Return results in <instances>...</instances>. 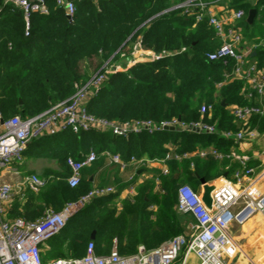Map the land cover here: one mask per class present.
<instances>
[{
	"label": "trees",
	"instance_id": "16d2710c",
	"mask_svg": "<svg viewBox=\"0 0 264 264\" xmlns=\"http://www.w3.org/2000/svg\"><path fill=\"white\" fill-rule=\"evenodd\" d=\"M183 1L87 0L79 3L68 18L54 0H48L47 13L31 12L29 33L25 34L23 9L0 0V126L16 115L32 117L68 101L77 90L76 84L87 82L108 59L110 64L131 59L139 41L145 49L172 54L155 61H137L110 73L98 94L87 101V112L109 121L178 118L186 123L203 121L216 128L212 133L166 129L127 136L67 129L31 141L24 152L26 158L55 161L59 168L43 174L53 178L38 192L27 189L23 201L17 198L10 217L35 220L48 208L61 210L95 185H115L114 192L94 198L49 239L42 252L43 261L80 257L89 241H94L98 254L109 253L115 239L121 254L135 253L139 246L157 247L185 231L187 217L175 209L181 184L187 183L200 192L201 177L212 182L234 171L230 157L218 158L212 153L171 159L169 175L160 176L162 193L154 192L158 172L151 170L152 177L145 178L136 187L135 196L124 198L119 206L121 192L130 181L125 182L117 164L103 167L105 150L129 160L131 156L163 157L170 146L180 153L214 148L225 154L238 142L222 132L239 129L226 105L248 103L241 94L244 82L226 79L234 68L233 59L207 58L206 54L221 42L208 18L196 21L195 13L170 9ZM228 4L246 11L252 7L250 0H229ZM257 6H262L260 18L243 23L249 40L264 37V0ZM249 58L264 64V48H257ZM126 62L121 63L123 67ZM203 104H212V110L201 112ZM91 149L96 150L98 158L82 169L80 183L71 186L67 159H82ZM151 205L157 210H149ZM93 231L95 238L91 237Z\"/></svg>",
	"mask_w": 264,
	"mask_h": 264
},
{
	"label": "built area",
	"instance_id": "2783aa9c",
	"mask_svg": "<svg viewBox=\"0 0 264 264\" xmlns=\"http://www.w3.org/2000/svg\"><path fill=\"white\" fill-rule=\"evenodd\" d=\"M54 1L71 18L78 4L87 0ZM47 2L48 0H5V3L23 9L27 25L25 34L29 33L31 12L47 13ZM228 2L229 0H184L170 9L183 8L186 14L195 13L196 21H201L204 17L208 18L209 25L221 42L206 54L207 58L211 61L234 60V68L231 73L226 74V79L236 78L244 82L241 93L248 103L231 106V112L241 127L236 132L223 131L222 134L236 141L248 142L257 134L250 120L254 116L264 117V64L259 65L257 61H250L249 55L257 48H264V37L247 39L243 23L245 20L248 21V13L253 8L257 10L254 20L259 19L262 6H257L260 0H250L252 7L246 11L242 8L230 7ZM137 52L141 55L135 56L131 60L132 63L155 61L172 54L167 50L155 52L145 49L139 41L133 49V53ZM119 69L118 65L105 64L87 82L76 84L77 90L68 101L56 103L32 117L23 118L16 115L4 121L0 132V178L23 163L24 152L31 141L67 129H72L74 132L110 131L124 136L142 131L154 133L170 127L192 132L212 133L216 130L214 124L203 121L186 123L173 118L160 122L140 119L119 122L89 114L85 107L87 101L98 94L108 75ZM210 110H212L211 104H203L201 107L203 113ZM210 152L219 158L223 157V154L216 149H198L191 154L180 153L174 146H170L163 157L155 158L131 156L129 160H123L119 154L109 150H105L103 154L107 156V165L117 164L121 172H125L130 165L138 166L145 163L158 165L160 174L154 177L155 190L163 192L160 175L170 173L169 160H182L191 155L203 157ZM97 158L98 154L94 149L82 159L69 157L67 159L70 167L69 184L73 187L77 186L81 181L82 169L91 165ZM252 172V168L240 166L235 172V181L226 179L220 184L213 182L215 188L211 193V209L203 202L201 192L195 191L189 184H181L177 189L176 209L179 213L190 215L194 219L188 234L175 235L154 248L147 249L140 246L137 252L131 254H121L116 240L109 253L98 254L94 241H89L85 254L80 257H60L46 262L42 259V252L48 247L49 239L60 233L70 218L85 205L96 197L114 192L115 187L95 185L78 200L67 202L61 210L48 208L39 218L27 220L23 217L9 216L16 197L23 198L27 189L38 192L53 178V175L28 173L15 184L0 181V264H228V259L242 252L233 227L236 224H243L257 213L264 219V193L255 198L252 196L253 181L242 184L244 178L250 176ZM133 176L129 179L132 180ZM126 191L134 196L136 185H129ZM118 205L121 206L120 198ZM249 264H264V262L249 258Z\"/></svg>",
	"mask_w": 264,
	"mask_h": 264
},
{
	"label": "crops",
	"instance_id": "0c3cea01",
	"mask_svg": "<svg viewBox=\"0 0 264 264\" xmlns=\"http://www.w3.org/2000/svg\"><path fill=\"white\" fill-rule=\"evenodd\" d=\"M255 54H256V51H253L251 53V55H253V56ZM140 55H141V53H138V52L133 53L131 59L129 58L128 60H125V62L127 61L125 67H123V65L121 63H119V65H118L120 67L119 70L126 69L130 65L134 64L131 62V60L135 56H140ZM249 60L250 61H256L253 58L252 59L250 58ZM114 66H116V65H114ZM225 104H223V105H225ZM232 105H235V104L226 105L231 114H232V112H231V106ZM259 119L263 120L262 124L260 123ZM253 122H255V123H253ZM237 124H238L239 129H240L241 124L238 122H237ZM250 124H251L252 128H255L257 131L256 137L254 139H252L251 141H248V142L238 140L236 146H234L232 148L230 153L224 154L221 152L223 154V157H230L231 158V160H232L231 163H232V166L234 167V171L231 173V175H228V173L226 172L220 178H218L212 182H209V183L215 182L217 184H220L221 182H223L226 179L235 181L236 180L235 172L238 169V167L241 166V167L252 168L253 172L250 174V176L244 178L242 184L245 185V184L249 183V181L252 180L253 181L252 196L256 198V197H259L260 195H262L264 193V117L263 116H258V117L254 116L250 120ZM1 131H2V126H0V132ZM209 149H214V148H209ZM227 155H229V156H227ZM105 157H106L105 158V165L103 167L108 166L107 165L108 164L107 156L105 155ZM142 157L150 158L147 155H144ZM223 157H221V158H223ZM23 163L27 164L26 167H27L28 173H38L40 175L45 174L46 172H48V170H57L59 168L55 161H48V160L43 159V158L34 159V158H26L25 157ZM101 170L102 169H100L96 173V175L94 176L95 179H98V175H99ZM151 170H157L156 171V172H158L157 175L160 174L158 165L146 164V163L138 165V166L130 165L127 167L125 172L120 173L122 176L123 175L125 176L124 177L125 182L126 181L131 182V183L129 182V184L125 187V189L123 190L124 192H121V195H120V201L121 202L126 197H133L131 194H128V192L126 191V189L129 187V185L135 184L137 187L145 178L148 177V175L152 174ZM132 175H134L133 179L130 180L129 177ZM163 176H166V175H163ZM22 178L17 176V169H15L12 172L3 175L0 178V181L15 184V183L19 182ZM91 178H93V176ZM184 184H187V183H184ZM154 192L162 193L161 191L155 190V188H154ZM200 192L202 193V183H201V191ZM17 198L19 199V201L24 200V197L20 198V196H17L16 199ZM16 199H15V201H16ZM148 209L152 210V211H156L157 206L151 205ZM175 209H176V204H175ZM176 211H177V209H176ZM181 215H183L184 217H187V221H185V225H186L185 231L183 233H180V234H188V233H190L191 224L194 222V219L190 215H185V214H181ZM233 231H234L237 239L239 240V242L241 244L242 252L237 254L235 257L228 259V264H249V258L256 260L258 262H264V253H263V251H264V219H263L262 215L259 213L254 214L249 219H247L243 224H236L233 227ZM251 240H253V242ZM242 243L244 245V248L242 246Z\"/></svg>",
	"mask_w": 264,
	"mask_h": 264
},
{
	"label": "water",
	"instance_id": "95a60500",
	"mask_svg": "<svg viewBox=\"0 0 264 264\" xmlns=\"http://www.w3.org/2000/svg\"><path fill=\"white\" fill-rule=\"evenodd\" d=\"M256 13H257V10L254 8L249 11V13H248V22L249 23H252L254 21ZM67 17L70 18V16H67ZM222 104H225L224 100L222 101ZM170 129L173 130L174 127H170ZM201 183H202V200L205 203L206 207L211 209V207H212L211 193L214 190L215 185L213 183L207 182L204 177H201ZM95 235H96V232L93 231L91 234V237L95 238Z\"/></svg>",
	"mask_w": 264,
	"mask_h": 264
},
{
	"label": "rangeland",
	"instance_id": "374dc122",
	"mask_svg": "<svg viewBox=\"0 0 264 264\" xmlns=\"http://www.w3.org/2000/svg\"><path fill=\"white\" fill-rule=\"evenodd\" d=\"M110 60H111V58L110 59H108L105 63H104V65L105 64H108L109 66H112L113 64H115V65H119V63H122V62H125V60L124 59H119V61H114V62H112L111 64H110ZM26 163H22V164H19L18 166H17V176L18 177H20V178H22V177H24L26 174H28V170H27V167H26ZM46 170V169H45ZM44 170V171H45ZM124 176V175H123ZM125 177V176H124ZM105 186H114L115 187V185H113V184H106ZM122 192H124V191H122ZM124 194V193H123ZM252 242H253V240H251ZM242 246H243V248H244V245H243V243H242ZM263 253H264V251H263ZM182 254V253H181Z\"/></svg>",
	"mask_w": 264,
	"mask_h": 264
}]
</instances>
